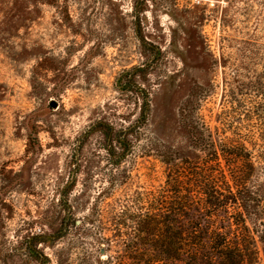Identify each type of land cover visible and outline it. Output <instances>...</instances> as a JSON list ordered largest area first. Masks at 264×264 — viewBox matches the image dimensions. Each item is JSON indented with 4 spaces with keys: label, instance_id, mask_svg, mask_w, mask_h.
<instances>
[{
    "label": "rangeland",
    "instance_id": "1",
    "mask_svg": "<svg viewBox=\"0 0 264 264\" xmlns=\"http://www.w3.org/2000/svg\"><path fill=\"white\" fill-rule=\"evenodd\" d=\"M137 69L151 115L122 157L98 125L138 122L143 93L119 88ZM192 94L204 126L253 152L264 206V0H0V264H131L166 182L153 138L197 156L178 118Z\"/></svg>",
    "mask_w": 264,
    "mask_h": 264
},
{
    "label": "trees",
    "instance_id": "2",
    "mask_svg": "<svg viewBox=\"0 0 264 264\" xmlns=\"http://www.w3.org/2000/svg\"><path fill=\"white\" fill-rule=\"evenodd\" d=\"M141 73L144 69L124 73L119 87L121 92L143 93L138 122L115 135L108 124L98 125L105 130L110 154L117 143L123 157L131 146L129 137L140 138L149 122V94L136 83ZM196 104L198 98L192 94L178 110L179 124L196 157H182L153 138L159 146L157 156L168 168L166 182L149 198L146 215L135 221L137 236L129 244L128 259L131 264H262L256 235L264 244V206L246 183L255 171L253 152L245 143H224L219 129L211 131L201 123ZM253 215L263 219L259 231L248 225ZM30 252L38 256L34 249Z\"/></svg>",
    "mask_w": 264,
    "mask_h": 264
},
{
    "label": "water",
    "instance_id": "3",
    "mask_svg": "<svg viewBox=\"0 0 264 264\" xmlns=\"http://www.w3.org/2000/svg\"><path fill=\"white\" fill-rule=\"evenodd\" d=\"M51 106L53 107V108H56L57 107V104H56V102H51ZM103 252V251H102Z\"/></svg>",
    "mask_w": 264,
    "mask_h": 264
}]
</instances>
